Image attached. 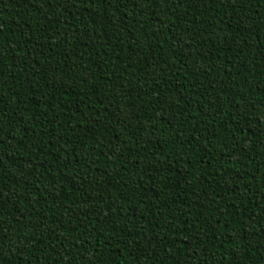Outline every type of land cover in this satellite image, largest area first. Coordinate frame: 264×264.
I'll use <instances>...</instances> for the list:
<instances>
[{
  "label": "trees",
  "instance_id": "trees-1",
  "mask_svg": "<svg viewBox=\"0 0 264 264\" xmlns=\"http://www.w3.org/2000/svg\"><path fill=\"white\" fill-rule=\"evenodd\" d=\"M0 264H264V0H0Z\"/></svg>",
  "mask_w": 264,
  "mask_h": 264
}]
</instances>
